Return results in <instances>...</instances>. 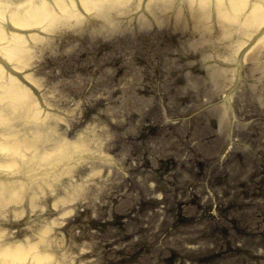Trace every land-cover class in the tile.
I'll list each match as a JSON object with an SVG mask.
<instances>
[{"label": "rangeland", "instance_id": "1", "mask_svg": "<svg viewBox=\"0 0 264 264\" xmlns=\"http://www.w3.org/2000/svg\"><path fill=\"white\" fill-rule=\"evenodd\" d=\"M148 3L0 52V254L43 238L46 264H264V23L154 22Z\"/></svg>", "mask_w": 264, "mask_h": 264}, {"label": "bare ground", "instance_id": "2", "mask_svg": "<svg viewBox=\"0 0 264 264\" xmlns=\"http://www.w3.org/2000/svg\"><path fill=\"white\" fill-rule=\"evenodd\" d=\"M118 1L124 2L125 0H10V2L8 0L6 1L8 3L0 4V52L3 51V54L10 59H23L25 57L23 43L26 39L20 29H24L23 33L27 32V29L32 30L37 27L39 31L48 29L59 22H66L74 16L79 18L81 12L86 14L87 12H95L98 16L111 18L112 12L109 10L112 11V7ZM194 1L195 5L193 4ZM177 2L179 5L176 4ZM151 3V18L154 22L161 14L166 18L167 9L173 7L177 8L174 15L176 21L178 16L180 19L183 18V8L189 10V17L194 21L193 16L194 19L210 16L214 7L218 16H221L225 21L237 24V26L244 25L246 28H250L264 23V0H150L147 7H150ZM195 11H198L200 15L193 13ZM31 36L29 35V37ZM4 92L12 98L10 106L18 107L17 105L28 95L29 90L13 79L4 89ZM17 145L10 146L11 152H17L16 150L19 148ZM4 148L6 146L0 143V151ZM1 166L3 167V165H0V169ZM7 166H13V164ZM4 184L8 188L9 184L6 181ZM11 195L18 197L21 193L16 191L12 192ZM44 235L45 233H43ZM43 243L44 239L41 238L28 250L20 246L6 248L0 254V264H46L45 259L48 258V254L42 250L37 251Z\"/></svg>", "mask_w": 264, "mask_h": 264}]
</instances>
